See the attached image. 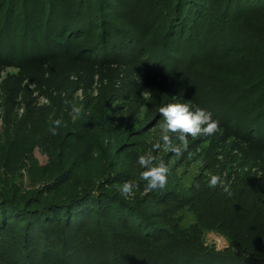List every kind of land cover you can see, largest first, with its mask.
Returning <instances> with one entry per match:
<instances>
[{"label":"trees","instance_id":"trees-1","mask_svg":"<svg viewBox=\"0 0 264 264\" xmlns=\"http://www.w3.org/2000/svg\"><path fill=\"white\" fill-rule=\"evenodd\" d=\"M91 63L137 69L140 91L163 106L210 111L223 136L213 150L223 142L232 155L213 174L233 196L204 176L188 196L126 199V174L84 138L85 115L52 135L29 87L63 114L52 90ZM10 67L19 73L3 76ZM0 103V264H264V0H0ZM99 157L112 166L104 174ZM185 208L189 227L173 218ZM212 232L225 248L208 243Z\"/></svg>","mask_w":264,"mask_h":264},{"label":"rangeland","instance_id":"rangeland-1","mask_svg":"<svg viewBox=\"0 0 264 264\" xmlns=\"http://www.w3.org/2000/svg\"><path fill=\"white\" fill-rule=\"evenodd\" d=\"M255 50L258 48L255 47ZM96 66L91 63L89 66H80L73 71L65 69V71L78 72L81 75L67 77L60 90H52L57 101L67 100L66 110L63 114H55L52 102L46 95L33 89L34 86L29 87L30 90L35 91L31 92L28 98L34 101L36 108L44 111L45 118L48 119L46 123H52L51 117H56L63 120L61 127L64 129L70 127L67 115L71 120V106L75 105L81 108L79 116L75 120L72 117V122L78 121L82 115H85L82 119L83 130L86 132L84 138L95 141L94 144L98 143L107 157L113 158L112 164H117V166L112 170L124 172L128 180L139 184V187L134 189L135 195L147 193L145 192L147 182L140 180V173L145 169L138 165L139 155L151 152L165 162L169 168V174L168 183L162 190H172L178 196L190 195L191 187L198 179L206 180L205 177H209L213 171L218 172L223 168L222 165L226 163L228 157L232 158L230 152L226 151L229 150L228 148L219 149L224 146L223 142H217L218 149L213 150L214 143L223 139L221 133L218 132L212 136L201 135L196 139L189 137L188 150L181 157H176L163 149L155 150L153 145L159 138L158 124L162 122L159 114V108L163 106L161 97L157 102L150 92L140 91L138 84L141 78L136 75L137 69L128 71L121 65L117 69L113 66L104 67L102 63H99L98 69ZM59 70L63 71L60 68ZM4 71L3 76L5 77L8 74L19 73L15 67L7 68ZM27 102L23 97L20 101L18 99V104L15 105V116L21 118L25 115L28 109ZM69 106L70 110L68 111ZM6 114V109L0 103V126L3 125ZM126 137H129L127 141L129 144H126L125 151H118L119 143ZM175 143H179V141H175ZM220 143L222 146H219ZM113 151H117L115 157L110 154ZM35 158L39 168L46 167L47 156L38 149L35 151ZM103 159L99 157V174H104L112 168L111 166L107 170L109 162L105 161L104 157ZM173 218L180 220L183 227H189L197 222L196 215L189 208L176 212ZM207 241L218 249H223L228 244L226 238L214 232L207 235Z\"/></svg>","mask_w":264,"mask_h":264},{"label":"clouds","instance_id":"clouds-1","mask_svg":"<svg viewBox=\"0 0 264 264\" xmlns=\"http://www.w3.org/2000/svg\"><path fill=\"white\" fill-rule=\"evenodd\" d=\"M67 103V101H66ZM81 112V108L72 106V117L75 120ZM161 121L158 124L159 138L153 145L157 151L163 149L166 152L181 157L188 150L189 137L212 136L219 131V120L213 119V114L198 106H190L187 102H173L159 108ZM63 124L62 119L52 121V127L48 131L52 135L57 134V129ZM179 141V143H175ZM138 165L144 171L140 173V180L146 181L145 192L162 190L168 183L169 168L162 159L148 152L138 156ZM210 188L219 187L227 197L233 196L231 182H226L221 175L211 174L208 180ZM139 187L138 183L132 180L125 181L120 188L121 195L124 198H130L134 195V189ZM195 187L199 189L197 182Z\"/></svg>","mask_w":264,"mask_h":264}]
</instances>
